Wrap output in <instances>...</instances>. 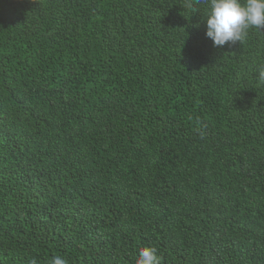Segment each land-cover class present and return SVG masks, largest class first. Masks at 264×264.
Segmentation results:
<instances>
[{
  "label": "trees",
  "instance_id": "trees-1",
  "mask_svg": "<svg viewBox=\"0 0 264 264\" xmlns=\"http://www.w3.org/2000/svg\"><path fill=\"white\" fill-rule=\"evenodd\" d=\"M208 0H0V264H264V29Z\"/></svg>",
  "mask_w": 264,
  "mask_h": 264
},
{
  "label": "clouds",
  "instance_id": "clouds-1",
  "mask_svg": "<svg viewBox=\"0 0 264 264\" xmlns=\"http://www.w3.org/2000/svg\"><path fill=\"white\" fill-rule=\"evenodd\" d=\"M206 36L217 47L231 42H242L250 29H264V0H208ZM259 78L264 80V71ZM31 264H37L33 259ZM50 264H67L62 257H53ZM136 264H159L157 250L143 247L139 250Z\"/></svg>",
  "mask_w": 264,
  "mask_h": 264
}]
</instances>
